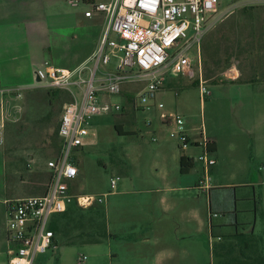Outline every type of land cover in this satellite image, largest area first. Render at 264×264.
<instances>
[{"label": "rangeland", "instance_id": "obj_1", "mask_svg": "<svg viewBox=\"0 0 264 264\" xmlns=\"http://www.w3.org/2000/svg\"><path fill=\"white\" fill-rule=\"evenodd\" d=\"M219 1L221 13L231 0ZM233 40L229 30L220 26L203 38V74L205 79L214 77L206 80L210 94L203 100L195 62L193 77L169 74L163 91L157 94L165 108L176 107L188 125L195 128L202 125L206 133L217 137L219 148L213 154L216 164L207 171L214 187L202 191L196 186L203 171V164L197 158L200 147H187L188 153L195 155L194 166L186 174L177 171L169 176L170 189L161 184L153 187L139 182L155 180L162 156L182 150L169 137V129L162 132L156 129L155 133L144 127L145 121L154 118L156 128L159 111L153 102L148 108H135L133 94L142 84H128L125 86L130 93L128 104L124 89L121 95L108 98L120 103L123 112L95 115L90 122L95 134L87 136L82 146L73 152L79 174L72 189L75 193L105 195L101 206L109 213L106 223L111 234L99 242L86 244L65 243L63 237L56 234L50 248L36 255L34 264H155L154 253L165 249L188 253L182 264H264V202L263 212L258 206L254 213L253 199H250L253 195L264 198V163L253 161L252 138L246 131L237 129L239 114L245 115L237 100L240 96L239 99L245 101L246 92L238 96L235 86L238 83L220 78V73L228 71L231 63L244 67L245 59L235 51ZM177 77L183 78L179 89L174 88L173 83ZM167 83L170 86L166 87ZM57 90L37 86L23 93L21 116L8 129L5 149L0 152V264H6L7 259L4 201L42 194L46 185L49 174L46 161L57 151L59 117L64 103L71 99L61 90V96L67 98L63 102ZM154 136L156 141L152 140ZM121 142L130 149L126 161H123ZM111 178L116 179L114 189L110 187ZM150 186L159 189L151 193L150 200L142 202L143 193L138 190ZM179 197H187L192 202L189 207L198 203L204 208L201 232H197L191 220L187 228L178 229L168 214L160 213L154 221L150 219L151 203L159 210L162 198L174 201ZM89 216L100 222L94 212L84 211L85 222ZM254 218L256 227L252 232ZM157 222L165 230L162 239L154 235ZM80 255L85 256L84 263L79 262Z\"/></svg>", "mask_w": 264, "mask_h": 264}, {"label": "built area", "instance_id": "obj_2", "mask_svg": "<svg viewBox=\"0 0 264 264\" xmlns=\"http://www.w3.org/2000/svg\"><path fill=\"white\" fill-rule=\"evenodd\" d=\"M242 1L231 0L220 13L219 0H67L71 5L87 3L89 8L84 16L102 13L106 23L96 49L82 65L59 68L44 60L34 69L38 86L63 90L71 99L64 103L59 117V151L46 161L50 179L44 193L4 201L6 264H34L36 255L50 248L54 240L48 226L52 214L64 211L73 202L87 207L104 201L105 195L73 191L78 175L73 152L87 136L95 134L90 124L95 115L122 112L123 106L108 98L121 95L128 84H142L133 94L135 108H148L153 102L159 118L171 120L173 127L168 134L180 149L194 145L201 148L197 158L203 164V171L196 186L202 191L211 189L207 171L216 160L208 150L210 138L204 135V127L196 128L198 140H193L182 115L165 110L157 94L169 74L193 77V62L198 69L201 100L210 94L206 80L199 75L202 40ZM230 73L225 71L224 76L230 77ZM4 93L21 97L23 88L0 89V94ZM145 124L149 125L150 120ZM4 125L1 116L0 151L5 142ZM115 186L116 179L111 178L110 187ZM85 260L84 255L79 256L80 263Z\"/></svg>", "mask_w": 264, "mask_h": 264}, {"label": "crops", "instance_id": "obj_3", "mask_svg": "<svg viewBox=\"0 0 264 264\" xmlns=\"http://www.w3.org/2000/svg\"><path fill=\"white\" fill-rule=\"evenodd\" d=\"M234 7L233 12L223 17L215 27L220 26V29L229 30L230 36L232 38L234 36L235 51L237 50L236 52L240 54L241 58L245 59V63L242 68L231 63L230 77H225V71H223L220 73V78L228 82H237L238 84L235 86L238 96L240 92H246L245 101H241L240 96L237 100L240 101L241 107L245 111V115L239 114L237 129L246 131L252 138L253 161L264 163V0H244L235 4ZM88 8L87 3L71 5L67 0H0V89L17 86L23 88L24 93L37 87L34 69L44 60L50 61L59 68H75L82 65L96 49L106 23L102 13H93L91 17H85L84 11ZM89 66L91 65L89 64ZM203 73L201 53L199 75L205 79ZM213 78L209 77L205 80ZM176 79L175 82L173 80L174 88L179 89L183 78L177 77ZM168 86H170L169 83L166 87ZM163 87L159 92L163 91ZM123 92L128 104L130 93L126 87ZM21 102L22 96L17 97L15 94L9 93L0 94V117L3 116L5 120V145L8 129L21 116ZM165 110H175L181 115V112L174 106H168ZM240 120L242 122L244 120L245 123ZM154 122V118H151L149 125L144 122V127L155 133L156 129L162 132L173 127L171 120H162L159 115L156 128ZM185 124L191 138L198 140L196 128L188 125L186 121ZM204 135L214 139L216 151L213 154L217 153L219 148L217 137L209 135L205 129ZM154 137L157 140V137ZM176 145L178 144L176 143ZM178 149L180 148L178 147ZM129 150V147L121 142V153L125 158L123 161H126ZM180 150H182L181 153L172 152L169 156H162L163 161L154 175L155 180L139 182L150 184L153 187L161 184L164 188L170 189L169 176L179 172V156L184 154L194 160L195 155L188 153L187 147ZM159 152L162 154L163 150L160 149ZM212 187L214 185H211V189ZM146 188L138 190L143 193L142 202L150 200L151 193L159 189H154L151 186ZM250 199H253L251 209L254 210V213L258 206L262 209L263 197L253 195ZM161 202L162 207L159 210H156L154 204L151 203L152 207L148 213L150 219L154 221L160 213L168 214L171 223H175L178 229L187 228V224L191 220L197 232H201L205 217L204 208L200 207L198 203H193L189 207L192 202L187 197H179L174 201L162 198ZM105 214L107 222H109L110 216L106 210ZM255 220L256 218L252 224V232L256 227ZM155 225L154 235L162 239L165 230L158 222ZM109 234L111 233L109 232ZM186 254L181 249H165L155 252L152 261L155 264H182Z\"/></svg>", "mask_w": 264, "mask_h": 264}, {"label": "trees", "instance_id": "obj_4", "mask_svg": "<svg viewBox=\"0 0 264 264\" xmlns=\"http://www.w3.org/2000/svg\"><path fill=\"white\" fill-rule=\"evenodd\" d=\"M201 51H202V43H201ZM204 52V47H203ZM58 95L62 98L63 102L67 99L65 96H61V90H57ZM68 95V93L66 92ZM118 132L123 134L121 128L116 126ZM57 133V131H56ZM58 136V135H57ZM57 151L55 152L54 156L57 154L60 148V139L57 145ZM208 150L210 152L216 151V142L214 139L210 138V141L207 144ZM53 156V157H54ZM194 166L193 158H190L184 154L179 156V172L181 174L188 173ZM50 179V174L46 177V185L43 189V192L46 189L47 183ZM84 211L94 212L96 218H100V222L94 220L89 216L88 221L85 222L84 220ZM49 228L54 233V240L55 235L60 234L63 237V241L65 243H96L99 242L103 237H108L110 234L107 230V223H106V214L104 208L101 206V203H93L87 207L78 206L76 203H70L67 208L62 212H57L52 214L50 217ZM78 229V233L72 234L74 230ZM53 240V241H54Z\"/></svg>", "mask_w": 264, "mask_h": 264}, {"label": "water", "instance_id": "obj_5", "mask_svg": "<svg viewBox=\"0 0 264 264\" xmlns=\"http://www.w3.org/2000/svg\"><path fill=\"white\" fill-rule=\"evenodd\" d=\"M36 81H38V78H36Z\"/></svg>", "mask_w": 264, "mask_h": 264}]
</instances>
